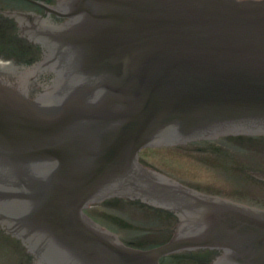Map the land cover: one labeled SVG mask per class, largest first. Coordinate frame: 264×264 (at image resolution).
Wrapping results in <instances>:
<instances>
[{
	"label": "water",
	"instance_id": "95a60500",
	"mask_svg": "<svg viewBox=\"0 0 264 264\" xmlns=\"http://www.w3.org/2000/svg\"><path fill=\"white\" fill-rule=\"evenodd\" d=\"M44 7L47 18L5 12L56 75L47 100L0 76L2 229L39 264H160L198 249L222 251L213 264H264L263 210L203 195L138 160L147 146L264 134V0ZM7 64L0 73L11 77ZM112 197L175 212L174 238L150 250L124 244L84 213ZM10 254L20 264L22 253Z\"/></svg>",
	"mask_w": 264,
	"mask_h": 264
},
{
	"label": "rangeland",
	"instance_id": "374dc122",
	"mask_svg": "<svg viewBox=\"0 0 264 264\" xmlns=\"http://www.w3.org/2000/svg\"><path fill=\"white\" fill-rule=\"evenodd\" d=\"M1 35L6 36L4 31L1 32ZM229 152L232 151L226 148L225 154L228 155ZM232 154L229 156L230 159H227L190 148H178L146 150L143 155L146 163L154 169L184 182L208 191L233 196L236 199H244L242 196L244 195V200L251 204L262 202L260 198H264V185L253 181L245 174V170L260 169L264 171V155L255 153L234 160V153L232 152ZM113 206L115 207L111 210L107 208L96 209L89 210V213L105 227L116 230L121 238L135 242L137 245L146 246L162 239L158 235H142L138 232V230L144 232L149 227L145 224L137 225V220L140 222L146 220L145 223L149 221V218L143 217L142 212L140 213L137 209H125L116 203H113ZM116 206L121 207L120 210ZM126 215L129 217L126 218Z\"/></svg>",
	"mask_w": 264,
	"mask_h": 264
}]
</instances>
